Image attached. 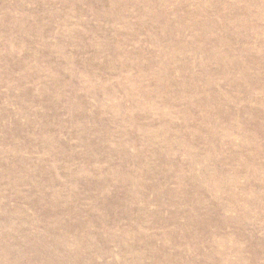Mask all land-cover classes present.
Here are the masks:
<instances>
[{"label":"rangeland","instance_id":"rangeland-1","mask_svg":"<svg viewBox=\"0 0 264 264\" xmlns=\"http://www.w3.org/2000/svg\"><path fill=\"white\" fill-rule=\"evenodd\" d=\"M0 264H264V0H0Z\"/></svg>","mask_w":264,"mask_h":264}]
</instances>
